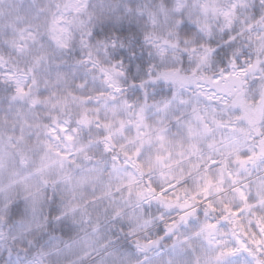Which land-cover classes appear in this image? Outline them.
<instances>
[{
    "label": "trees",
    "instance_id": "obj_1",
    "mask_svg": "<svg viewBox=\"0 0 264 264\" xmlns=\"http://www.w3.org/2000/svg\"><path fill=\"white\" fill-rule=\"evenodd\" d=\"M232 75L241 88L227 101L194 86ZM102 98L126 107L127 122L142 117L163 131L168 145H187L203 114L214 135L197 147L224 170L230 196L211 184L196 196L193 172L163 187L154 167L140 168L92 111ZM232 112L236 119L226 122ZM0 133L28 135L17 144L29 165L51 147L77 170L94 164L104 180L132 163L136 180L108 189L114 206L96 215L103 251L125 253L131 264L154 255L196 264L206 248L264 264V0H0ZM94 186L85 194L99 199L102 183ZM35 196L17 186L5 211L0 202V264H91L55 261L53 253L93 230L92 218L66 212L51 182Z\"/></svg>",
    "mask_w": 264,
    "mask_h": 264
},
{
    "label": "rangeland",
    "instance_id": "obj_2",
    "mask_svg": "<svg viewBox=\"0 0 264 264\" xmlns=\"http://www.w3.org/2000/svg\"><path fill=\"white\" fill-rule=\"evenodd\" d=\"M210 10L212 13L215 11ZM194 86L202 91L204 95L218 97L223 101L235 96L241 88V84L235 75L216 80L210 87L200 82L195 83ZM237 95L239 97V94ZM97 101L94 103L92 111L101 117L113 141L122 148L124 147L127 153L133 156L140 168L149 169L154 167L153 175L159 179L163 187L167 182L181 177L182 174L193 172V191L196 196L205 193L207 184L213 186L211 190H214L217 196L226 195L227 198L230 196V189L225 188L224 170L220 168V165L218 167L216 160L208 161L212 158V154L207 152L208 150H198L197 147L200 140L203 147L206 143L205 138L214 135L213 127L206 124L203 114L198 116L202 118L198 126L190 127V137L192 139L187 145H168L162 133L163 131L145 121L144 118L139 117L136 125L127 122L125 120L127 108L119 105L118 101H106L103 98ZM236 117L235 113L232 112L230 116H225V121L227 122L231 118L235 120ZM29 127L32 132L35 129L34 123L29 124ZM27 138L28 135L16 138L10 137L6 133H0V202L2 211L7 209L10 197L17 186L22 189L27 198L34 199L41 185L51 182L64 196L66 212H75L80 217L83 215L91 217L95 224L93 230L86 231L80 241L70 243L65 247L57 246L53 253L54 257L52 256L53 259L55 261L67 259L70 263H75L81 260L83 262L86 258L85 262L91 264H131L130 258L125 253H119L115 249L103 251L102 245L99 244L105 240L106 233L104 226L100 225L99 217L96 218V215L106 204L114 206V199L111 201L106 199L108 189L111 187L117 189L136 180L137 172L132 163L129 161L125 168L115 172L113 177L104 180L105 178L102 176L100 169L94 164L88 162L83 168L77 170L72 167L73 163L68 159L64 157L55 158L52 154L55 150L51 147L50 152H42V162L39 165L34 163L29 165V161H23L18 154L25 145L17 144V142H23ZM14 145L17 147V151L12 152ZM67 148L71 150V144ZM74 151L78 165H82L80 162L82 154L80 147L76 146ZM26 157L30 158V156ZM201 164H205V170H200ZM216 165L217 167L216 169L213 168V172L207 171L210 166ZM98 182L102 183L101 197L99 199L88 198L85 194L86 187L89 186L90 190L94 191L96 189L94 185ZM259 184L261 188L264 187V175ZM165 191L166 189H164ZM239 193L240 195L244 194L243 192ZM239 193H236V197ZM121 210L118 209L117 214L123 215L124 218H130V215H133L132 212L127 214ZM21 233L22 230L18 231V236ZM189 238L184 241L186 242ZM222 243L226 250L232 251L227 239L223 238ZM217 250L215 254H212V250L206 251V248H204L203 258L196 264H244L243 261L235 259L230 254ZM160 254H162V251L156 253L158 256ZM155 257V255L152 258L150 257L151 259H148L145 264H163ZM173 262L170 258L164 264H174ZM16 264L30 263L18 262Z\"/></svg>",
    "mask_w": 264,
    "mask_h": 264
}]
</instances>
